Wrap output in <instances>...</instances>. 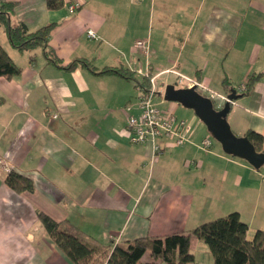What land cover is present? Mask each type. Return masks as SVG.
I'll return each instance as SVG.
<instances>
[{
  "label": "crops",
  "instance_id": "crops-1",
  "mask_svg": "<svg viewBox=\"0 0 264 264\" xmlns=\"http://www.w3.org/2000/svg\"><path fill=\"white\" fill-rule=\"evenodd\" d=\"M1 1L15 4L11 21L28 33L54 25L48 48L59 62L39 47L19 52L8 38L0 43L21 68L11 79L0 77V264H73L39 211L98 247L88 264H105L115 245L188 233L231 212L248 228L264 224L261 169L213 144L199 149L205 135L195 115L182 118L194 126L191 142L168 145L151 160L150 144L127 137V116L139 114L135 80L79 63L68 68L81 60L95 72L147 68L148 78H134L155 77L156 84L180 74L221 95L233 90L231 130L259 134L264 152V0H85L74 14L63 3L48 9L47 0ZM145 39L147 57L134 48ZM249 79L251 89L242 92ZM10 170L30 178L34 191L11 190Z\"/></svg>",
  "mask_w": 264,
  "mask_h": 264
},
{
  "label": "trees",
  "instance_id": "trees-1",
  "mask_svg": "<svg viewBox=\"0 0 264 264\" xmlns=\"http://www.w3.org/2000/svg\"><path fill=\"white\" fill-rule=\"evenodd\" d=\"M60 0H47L48 9L61 6ZM15 4L0 0V27H4L10 45L19 52L41 48L46 59L54 64L59 61L51 58L52 50L48 48V36L54 25H47L34 33H28L23 23H12L11 16ZM79 63L95 74H116L127 80H135L136 86L147 90L148 80L134 78V71L129 69L104 68L95 72L90 64L81 60L72 62V69ZM21 73L5 49L0 47V77L11 79ZM253 79L246 86L251 89ZM177 86L176 83H174ZM228 87V82L224 83ZM233 91V90H232ZM244 136L257 152L262 151V137L252 131ZM5 184L17 194L31 193L34 184L30 178L10 170L5 177ZM37 218L51 240L62 254L73 264H88L98 247L82 238L60 229L59 224L43 212H37ZM248 225L243 222L238 212H231L208 222H204L188 233H175L163 238L142 237L115 245L107 256L105 264H189L194 261L190 252L191 239L205 243L211 255L210 264H264V230L255 231L251 240L247 239ZM148 252L150 261L140 260Z\"/></svg>",
  "mask_w": 264,
  "mask_h": 264
},
{
  "label": "built area",
  "instance_id": "built-area-1",
  "mask_svg": "<svg viewBox=\"0 0 264 264\" xmlns=\"http://www.w3.org/2000/svg\"><path fill=\"white\" fill-rule=\"evenodd\" d=\"M85 0H62L68 14H74ZM87 37L94 39L95 33L88 29ZM134 48L141 52L144 56L149 55L148 40H137L134 43ZM134 72L148 78V69L145 71L140 68L134 69ZM177 84L184 85V87H195L196 90L208 97L213 104L219 100L217 108L221 107L224 102H229L227 96L221 95L213 90L207 88L204 84L185 78L177 74ZM155 77L148 79L149 88L143 90L140 87V93L136 97L135 105L139 112L138 116L128 115L126 119L127 137L130 144H150L151 145V160L163 152L168 145L181 146L184 143L191 142V135L194 132V126L191 122L183 119H177L175 115L169 110H161L154 101L156 95ZM240 90L244 92L246 87L241 86ZM55 117V116H52ZM198 146L200 149L209 151L212 147L210 138H203ZM264 181V178H263Z\"/></svg>",
  "mask_w": 264,
  "mask_h": 264
},
{
  "label": "water",
  "instance_id": "water-1",
  "mask_svg": "<svg viewBox=\"0 0 264 264\" xmlns=\"http://www.w3.org/2000/svg\"><path fill=\"white\" fill-rule=\"evenodd\" d=\"M159 94L162 95L164 101L174 102L192 110L212 138L220 144L224 154L244 160L256 170L264 166V152H257L245 136H237L232 132L226 119L231 107L229 102H224L221 107L217 108L208 97L200 94L195 87L178 88L174 84L165 85ZM237 97L232 91L227 99L234 101Z\"/></svg>",
  "mask_w": 264,
  "mask_h": 264
},
{
  "label": "rangeland",
  "instance_id": "rangeland-1",
  "mask_svg": "<svg viewBox=\"0 0 264 264\" xmlns=\"http://www.w3.org/2000/svg\"><path fill=\"white\" fill-rule=\"evenodd\" d=\"M5 40H7L6 32L4 30V27H0V43H4V45H6ZM5 47H7V46H5ZM176 80H177V78L174 75H165V76H161L160 78H158L156 81V85H155L156 95L154 97V101L158 104V108L161 110L167 109V106H169V105H174V107L177 110L174 113L175 117L177 119H182V118H186L184 116V114H193L194 115L193 111L186 109L177 103L164 101L162 98V95L159 94V92L163 91L165 85H167L168 83L174 84V83H176ZM177 86H178V88L184 87V85H177ZM149 87L150 86H148V88ZM219 103H220L219 100H216L214 105L217 106ZM202 130L203 131L201 132V134L203 136L205 135V137L210 138L213 146L217 147L221 150L220 144L212 138L211 134L208 132V130L206 129V127L203 124H202ZM198 144H199V142H197V144H195V145L200 149ZM260 169H261V173L263 175L262 177L264 178V166H262ZM244 217L245 216H243V219H244ZM262 219L264 221V217ZM258 224H259V222H257V221L251 222L249 224V228H248L249 230L247 231V239L251 240L255 231L264 230V224L260 225V226H258ZM96 237H98L100 239L102 238L101 235L96 236ZM98 238H94L96 241L95 243H97V244L100 243V240H98ZM89 242H91V240ZM190 252L194 255V261L192 263H189V264H209L212 262V258H211L209 251H208L207 246L205 245L204 242H202L200 240L192 238V243L190 246ZM141 260H142V262L150 260L148 252H146L143 255Z\"/></svg>",
  "mask_w": 264,
  "mask_h": 264
}]
</instances>
